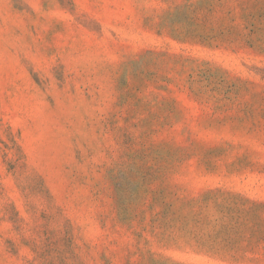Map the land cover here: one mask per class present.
<instances>
[{
  "label": "rangeland",
  "instance_id": "374dc122",
  "mask_svg": "<svg viewBox=\"0 0 264 264\" xmlns=\"http://www.w3.org/2000/svg\"><path fill=\"white\" fill-rule=\"evenodd\" d=\"M0 264H264V0H0Z\"/></svg>",
  "mask_w": 264,
  "mask_h": 264
}]
</instances>
